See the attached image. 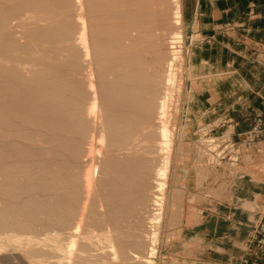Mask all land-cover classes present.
<instances>
[{
	"label": "rangeland",
	"instance_id": "1",
	"mask_svg": "<svg viewBox=\"0 0 264 264\" xmlns=\"http://www.w3.org/2000/svg\"><path fill=\"white\" fill-rule=\"evenodd\" d=\"M75 1L84 7L68 11L76 30L73 41L84 23L92 46L85 3ZM155 1L156 5L150 2L144 10L154 9L159 17L153 18L152 30L145 28L144 33L153 35L156 47L150 48L149 41L135 42L137 28L130 33L133 55L142 56L138 62L147 60L144 71L155 76L151 89L144 91L145 97L154 99L153 114L142 129L140 140L144 142H133L134 149L140 151L133 156L144 157L151 170L138 220L129 215L127 224L119 229L127 230L131 239L138 236L143 248L128 245L124 256L123 244L115 242L112 248L105 238V232L112 228L95 224L97 214L107 210L100 206L97 180L101 166L112 155L108 144L102 147L95 136L89 144L96 150L85 155L81 166L84 171L99 166V172L91 188L87 183L83 186L81 213L73 226L81 224V235H74L78 247L72 264L80 246L90 264H264V0H179L182 18L178 26L173 23L174 0ZM137 10L133 7L132 13ZM62 13L57 10L50 18L60 20ZM135 16L130 17L134 23ZM101 17L102 28L109 20L118 21L113 11ZM23 20L15 27L12 39L20 48L29 46L34 52L35 44L21 32L46 28V23L39 24L37 13L32 12ZM13 24L18 26L19 22L14 20ZM92 61L80 59L84 75ZM170 65L173 81L168 84ZM96 73L95 67L91 77L97 86ZM104 75L107 82L115 81V73ZM165 99V115L159 120L158 107ZM99 112L95 116L100 127L103 120H99ZM161 127L168 131V149H163L166 154L157 148ZM141 147L148 153L143 154ZM166 161L164 198L162 207H157L153 202L160 192L154 188L155 175ZM157 214L160 222L154 219L151 224ZM73 232L66 231V242ZM4 237L0 235V243ZM33 237L37 243L46 239L45 234ZM11 248L0 252V260L7 257L31 264L21 250Z\"/></svg>",
	"mask_w": 264,
	"mask_h": 264
},
{
	"label": "bare ground",
	"instance_id": "2",
	"mask_svg": "<svg viewBox=\"0 0 264 264\" xmlns=\"http://www.w3.org/2000/svg\"><path fill=\"white\" fill-rule=\"evenodd\" d=\"M83 1L89 14L92 46L84 23L73 41L76 30L68 11L72 7L82 10L83 3L79 6L75 0H0V235L5 236L0 252L11 246L13 250H21L31 264H72L75 259L78 244L74 235L79 234L81 224L73 226L81 213L83 186L95 183L99 172V166L90 171L81 166L85 155L96 150L89 144L95 136H99L102 147L108 144L112 154L101 166V177L97 180L99 203L107 210L97 214L95 224L112 228L105 232V238L112 248L115 242L123 244L124 256V247L128 245L137 250L143 248L138 236L131 239L127 230L119 231L127 224L129 215L136 217L144 207V191L151 170L144 157L133 156L140 154L133 142L135 139L139 144L144 142L140 140L142 129L150 121L154 105V99L145 97L144 91L151 89L155 76L144 71L147 60L138 62L142 56L133 55L130 33L137 28L135 42L149 41L150 48L156 47L153 35L144 32L145 28L152 30L153 18L155 21L159 15L144 7L157 2ZM174 3L173 23L178 26L182 18L180 2ZM133 7L139 11L132 13ZM57 10L63 11L61 19L50 18ZM110 11L118 15V21L109 20L102 28L101 15ZM31 12L37 13L39 24L46 23L43 26L46 28L21 32L35 44L34 52L29 46L20 48L12 39L15 27H20L23 17ZM132 14L136 15L135 23L130 20ZM14 20L19 22L18 26H14ZM56 51L63 55L57 56ZM172 55L176 59V52ZM81 58L94 60L85 75ZM95 67L98 88L91 77ZM169 67L168 84L173 81L172 66ZM101 70L104 74L115 73V81L107 82ZM166 100L158 107L159 120L165 115ZM99 110V120H103L100 127L95 116ZM160 137L162 144L157 148L166 154L163 150L168 141L166 127H161ZM140 150L148 153L144 147ZM167 165L168 161L164 162L155 175L154 188L160 192L154 197L157 207L163 203L161 193L165 190ZM160 217H154L151 224L154 219L160 222ZM70 230L75 232L66 242L64 235ZM35 234H45L46 239L37 243ZM81 247L75 264H90ZM0 264L25 263L6 257Z\"/></svg>",
	"mask_w": 264,
	"mask_h": 264
}]
</instances>
